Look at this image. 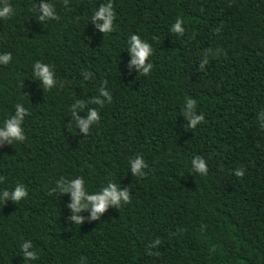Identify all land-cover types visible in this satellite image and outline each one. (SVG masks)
Masks as SVG:
<instances>
[{
	"label": "trees",
	"instance_id": "obj_1",
	"mask_svg": "<svg viewBox=\"0 0 264 264\" xmlns=\"http://www.w3.org/2000/svg\"><path fill=\"white\" fill-rule=\"evenodd\" d=\"M6 2L0 125L17 104L28 115L25 140L0 144V190L23 184L28 195L0 200V264H264V0H111L106 34L92 17L109 0ZM41 3L55 18L39 19ZM133 34L152 48L147 75L131 64ZM36 62L53 88L33 75ZM101 88L110 100L97 105ZM187 99L204 117L195 128ZM80 101L77 117H99L88 133L72 115ZM137 156L143 177L129 168ZM77 177L89 193L115 183L130 201L97 219L81 210L76 224L70 193L53 189ZM25 241L37 260L23 258Z\"/></svg>",
	"mask_w": 264,
	"mask_h": 264
},
{
	"label": "clouds",
	"instance_id": "obj_2",
	"mask_svg": "<svg viewBox=\"0 0 264 264\" xmlns=\"http://www.w3.org/2000/svg\"><path fill=\"white\" fill-rule=\"evenodd\" d=\"M39 19L41 21H46L55 18L54 7L50 3H41L38 6ZM13 14V9L6 0H0V19L9 18ZM115 18V13L113 11V5L111 0L108 3L102 4L99 9L95 12L92 17V22L96 23V26L104 34L109 33L113 30V21ZM102 21V23H97ZM185 21L183 18H177L175 23L172 25L171 31L180 35L184 32ZM127 50L130 52L132 59L131 64L136 65L140 72L147 75L152 69L153 65L146 61L152 55V48L146 42L141 40L138 35H131L127 42ZM12 59L10 53H5L0 55V64L7 65ZM33 75L35 78L42 82L44 89H51L56 85V80L54 79V73L47 64L41 62H36L33 65ZM88 75L85 79H88ZM100 97L104 99L97 98L93 101L94 104L102 105L105 100H110L109 93L103 88L100 89ZM195 101L192 99H187L185 103V109L183 115L188 121V125L191 128H195L198 124L202 123L204 120L203 115L192 114L195 113ZM84 102H77L72 107V115L76 119L77 126L82 132L88 133L89 126L98 122L99 117L96 111H89L86 120L80 119L76 116V112L84 109ZM28 115L27 109L23 104L15 105V114L10 118L3 121L0 125V144L7 141L11 144L13 141L22 142L25 140L24 130L22 124L24 122L25 116ZM192 168L195 172L200 174H205L207 172L206 162L200 157H194L192 160ZM147 167L145 161L142 157L137 156L135 159L129 162V168L131 173L137 177H143L145 175L144 169ZM236 176H242L243 171L237 170L235 172ZM55 192L60 193H70L71 195V208L73 215L71 219L76 223L80 224L81 219L75 215V213L81 210H91L92 219H97L99 214L105 212V210L110 206L120 207L121 204H127L130 201L129 190L125 189L120 191L117 184L109 182L105 187H103L99 192L89 193L85 189V181L83 177H77L72 180L65 181L60 179L56 182V187L53 189ZM28 195V190L23 184H17L13 190L9 191L7 189L0 190V200L19 202ZM160 241L156 240L155 244H159ZM21 252L23 258L28 261L37 260L36 252L33 251L32 243L25 241L21 245Z\"/></svg>",
	"mask_w": 264,
	"mask_h": 264
}]
</instances>
